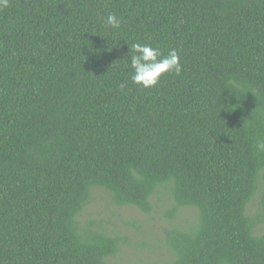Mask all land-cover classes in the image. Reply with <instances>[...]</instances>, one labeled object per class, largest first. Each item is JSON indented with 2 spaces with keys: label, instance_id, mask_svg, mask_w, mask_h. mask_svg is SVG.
<instances>
[{
  "label": "trees",
  "instance_id": "trees-1",
  "mask_svg": "<svg viewBox=\"0 0 264 264\" xmlns=\"http://www.w3.org/2000/svg\"><path fill=\"white\" fill-rule=\"evenodd\" d=\"M137 42L176 49L181 74L132 83ZM94 189L196 212L152 264H264V0L0 7V264H115L125 239L81 222Z\"/></svg>",
  "mask_w": 264,
  "mask_h": 264
},
{
  "label": "rangeland",
  "instance_id": "rangeland-1",
  "mask_svg": "<svg viewBox=\"0 0 264 264\" xmlns=\"http://www.w3.org/2000/svg\"><path fill=\"white\" fill-rule=\"evenodd\" d=\"M153 211L142 213L134 208L117 207L110 197L101 189L92 191L91 203L81 216L85 225L93 222V228L109 234L119 235L125 239L119 253L111 260L115 264H152L161 263L169 258L166 248V233L174 226L188 228L196 224L197 215L194 210L183 209L178 217L171 220L167 213L171 201L163 193L152 200ZM261 206V196L258 195L248 213L255 215ZM264 229L260 226L257 233Z\"/></svg>",
  "mask_w": 264,
  "mask_h": 264
},
{
  "label": "clouds",
  "instance_id": "clouds-1",
  "mask_svg": "<svg viewBox=\"0 0 264 264\" xmlns=\"http://www.w3.org/2000/svg\"><path fill=\"white\" fill-rule=\"evenodd\" d=\"M9 0H0V7H7ZM106 26L119 27L121 20L115 13H109L105 20ZM127 56L130 57L132 69V83L143 89H152L158 86L161 78L166 74L180 75L183 71L180 54L171 49L164 55L159 48L147 43H132ZM126 85L122 84L121 87Z\"/></svg>",
  "mask_w": 264,
  "mask_h": 264
}]
</instances>
